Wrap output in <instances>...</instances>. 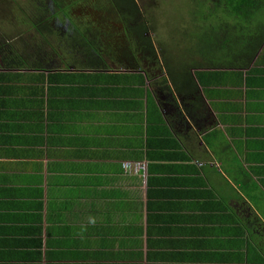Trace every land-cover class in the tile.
<instances>
[{"label":"crops","instance_id":"1","mask_svg":"<svg viewBox=\"0 0 264 264\" xmlns=\"http://www.w3.org/2000/svg\"><path fill=\"white\" fill-rule=\"evenodd\" d=\"M141 63L0 67V264H264V43L183 95Z\"/></svg>","mask_w":264,"mask_h":264},{"label":"rangeland","instance_id":"2","mask_svg":"<svg viewBox=\"0 0 264 264\" xmlns=\"http://www.w3.org/2000/svg\"><path fill=\"white\" fill-rule=\"evenodd\" d=\"M135 1L146 9V13L143 14L148 22L143 33L152 39V45L157 50L156 55L146 57L147 59L139 66L160 75L164 68L162 53L164 54L166 50L171 52V46L177 49L180 47L181 51L190 48L188 43L176 42L174 38L182 37L180 32L187 24L190 28L196 23L197 17L204 13V4L201 5L197 0H156L154 4L151 0ZM65 2L69 8L67 16L59 12L58 6L54 5L52 0H0V58L12 56L14 61L24 63L26 67L40 65L74 68L75 62L84 60L85 56L83 46L76 42L78 38L76 31L82 30L88 33L87 40L97 43V48L103 46L105 49V45L111 43L110 41L112 44H119V47L113 45L114 52L111 55V58H114L113 62L109 61L108 54L103 55L111 67H116L115 62H120L126 68H138L137 61L128 62L130 61L128 57L120 55L121 51L118 48L123 46L121 43L128 44L130 39L123 24L112 13L108 0ZM52 14L55 16H52L49 22L52 23L51 31L40 29V34L33 24L38 19L45 21L46 17ZM129 49L131 52L127 53L135 52L132 50V44ZM160 49L165 52H161Z\"/></svg>","mask_w":264,"mask_h":264},{"label":"trees","instance_id":"3","mask_svg":"<svg viewBox=\"0 0 264 264\" xmlns=\"http://www.w3.org/2000/svg\"><path fill=\"white\" fill-rule=\"evenodd\" d=\"M112 13L117 20L125 27V33L129 35L130 42L123 45L120 49L121 56L128 57L131 61H143L146 57L156 55L152 45V39L144 36L143 30L147 29V20L144 18L146 13L145 7H141L135 0H108ZM151 0V3L154 4ZM201 5L204 4V13L200 14L198 20L192 27L185 26L182 30V37L174 38L176 42L188 43L190 48L181 51L180 47L171 46V52L163 51V69L167 75L163 82L172 81L175 90L180 95L185 94V85L190 92L197 89V80L203 85L212 84L211 80H204L207 76H214L210 71H199L202 62H213L217 66H225L243 71L245 67L255 59L264 43V0H197ZM54 5L58 6L59 12H63L67 16L65 8V0H52ZM50 15L46 20H36L33 26L41 34V30L48 29L51 31L52 23ZM203 16V17H202ZM48 21V23H46ZM202 20L203 22H201ZM194 26V27H193ZM145 27V28H144ZM77 29V28H76ZM78 30V29H77ZM90 30H88L89 32ZM78 32L77 43L81 44L84 50L85 61L75 62L77 69L89 67L98 69L105 67L104 54H108L110 61L114 52L113 45L108 43L97 48L95 41L87 40L88 33L82 30ZM90 35H98L92 34ZM130 44L133 45L135 52L132 54L129 49ZM179 46V43H177ZM178 50V51H175ZM181 51V52H179ZM83 53V51H82ZM82 58V59H83ZM105 61V62H104ZM118 61V60H117ZM0 67H26L20 61H14V58H0ZM27 68V67H26ZM194 70L195 72H192ZM239 73V72H238ZM126 75V74H125ZM143 79L142 75L140 76ZM49 80V77H47ZM184 83V84H183Z\"/></svg>","mask_w":264,"mask_h":264},{"label":"built area","instance_id":"4","mask_svg":"<svg viewBox=\"0 0 264 264\" xmlns=\"http://www.w3.org/2000/svg\"><path fill=\"white\" fill-rule=\"evenodd\" d=\"M131 165V164H130ZM129 164H125V169L129 168ZM131 167H134V170H141L142 167H144L142 164H134V165H131Z\"/></svg>","mask_w":264,"mask_h":264},{"label":"bare ground","instance_id":"5","mask_svg":"<svg viewBox=\"0 0 264 264\" xmlns=\"http://www.w3.org/2000/svg\"><path fill=\"white\" fill-rule=\"evenodd\" d=\"M64 3H65V6H66L65 8H67V9H66V12H67L68 9H69V8H68V4H67L66 2H64Z\"/></svg>","mask_w":264,"mask_h":264}]
</instances>
